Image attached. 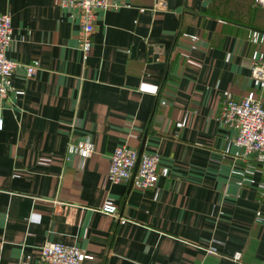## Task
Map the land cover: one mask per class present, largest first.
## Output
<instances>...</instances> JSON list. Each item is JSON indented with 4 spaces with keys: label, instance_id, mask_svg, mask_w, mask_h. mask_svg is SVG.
I'll return each mask as SVG.
<instances>
[{
    "label": "crops",
    "instance_id": "0c3cea01",
    "mask_svg": "<svg viewBox=\"0 0 264 264\" xmlns=\"http://www.w3.org/2000/svg\"><path fill=\"white\" fill-rule=\"evenodd\" d=\"M165 1L110 0L84 56L77 6L0 0L17 63L0 107V264H35L46 241L91 254L82 264H264V161L220 120L226 100L264 104V2ZM84 139L90 156L67 153ZM122 144L159 153L154 186L108 181Z\"/></svg>",
    "mask_w": 264,
    "mask_h": 264
},
{
    "label": "built area",
    "instance_id": "2783aa9c",
    "mask_svg": "<svg viewBox=\"0 0 264 264\" xmlns=\"http://www.w3.org/2000/svg\"><path fill=\"white\" fill-rule=\"evenodd\" d=\"M264 2V0H261ZM61 6H77L80 11L79 47L84 56L91 53L95 30L96 11L109 6L110 0H60ZM155 6L166 9L165 0H156ZM13 42V31L9 13L0 14V107L7 97L11 84V75L17 63L8 58L6 51ZM25 75L33 76L40 68L39 60L23 65ZM251 75L264 82V62L256 60L251 64ZM220 120L236 130L234 139L244 157L255 156L264 161V104L253 97L246 96L240 100L229 99L224 102L220 111ZM2 126L0 120V128ZM94 146L89 139L70 142L68 154H78L82 158L90 156ZM138 150L125 144L118 145L109 157L107 179L111 184L131 182L137 189H147L155 185L158 179L160 155L157 151L142 153L137 167ZM102 211L116 214V206L105 204ZM92 255L83 252L78 246L59 242L46 241L41 244L35 264H82ZM235 259L240 253L234 254ZM21 264H31L23 261Z\"/></svg>",
    "mask_w": 264,
    "mask_h": 264
},
{
    "label": "water",
    "instance_id": "95a60500",
    "mask_svg": "<svg viewBox=\"0 0 264 264\" xmlns=\"http://www.w3.org/2000/svg\"><path fill=\"white\" fill-rule=\"evenodd\" d=\"M142 147L139 149V151H138V159H137V163H136V166H135V169H136V167H137V164H138V160H139V158H140V156H141V154H142Z\"/></svg>",
    "mask_w": 264,
    "mask_h": 264
}]
</instances>
